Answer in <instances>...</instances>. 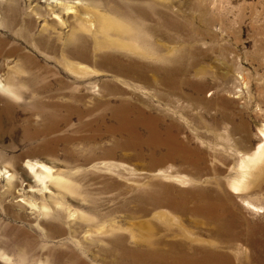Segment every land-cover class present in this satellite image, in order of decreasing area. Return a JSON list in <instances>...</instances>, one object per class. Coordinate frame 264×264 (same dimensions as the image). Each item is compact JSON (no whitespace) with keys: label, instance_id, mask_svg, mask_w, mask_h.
<instances>
[{"label":"rangeland","instance_id":"374dc122","mask_svg":"<svg viewBox=\"0 0 264 264\" xmlns=\"http://www.w3.org/2000/svg\"><path fill=\"white\" fill-rule=\"evenodd\" d=\"M158 16L179 58L138 37ZM0 79V264H142L143 236L264 264V155L231 187L264 144V0H0Z\"/></svg>","mask_w":264,"mask_h":264},{"label":"bare ground","instance_id":"6f19581e","mask_svg":"<svg viewBox=\"0 0 264 264\" xmlns=\"http://www.w3.org/2000/svg\"><path fill=\"white\" fill-rule=\"evenodd\" d=\"M61 5L63 8H65V12L67 14L69 13H76V16L78 19L81 20V22L86 23V25H89L90 27H94L96 25V19L98 18V15L91 12H84L81 11L80 8H78L76 5H69L68 3H61L58 4ZM57 6V5H56ZM155 13L159 15L160 11H156ZM143 17L150 18V15L146 12L142 11ZM53 18L61 20V16L58 13H54ZM162 20L161 17L158 16L156 19V22L154 24H148L145 21L142 23H139L136 27V33L138 34V37L143 38L144 40H148L149 44L152 45V55H154L157 59L161 58H179L178 49L172 47L168 51L169 53H164L163 55L160 54V51H162L161 43L159 42V35L162 34ZM171 26L175 27L174 23L170 24ZM106 45V44H105ZM108 48H114L116 49L118 45H113L112 43H108L106 45ZM120 47L128 48V49H134L133 54H142L146 53V51H142L140 48H130V46L126 45H120ZM168 47V46H167ZM144 50V49H143ZM72 52V51H71ZM87 58V57H86ZM111 58H114L112 56ZM115 60L124 66H126L123 62V58L117 57ZM116 62V63H117ZM134 62L131 61V64ZM122 67V66H121ZM142 67L139 66L138 69L140 70ZM128 70L127 68L124 69L126 72ZM119 72L122 73V71L119 69ZM0 85L2 87H5L6 89L9 88L7 86V83H3L0 79ZM263 132V131H262ZM264 155V144L262 143L257 151L248 157H245V159L241 163V172L239 175H237L232 181H231V187L235 193H242L245 187L248 185L249 180V171L251 170L252 165H254L256 162H258ZM29 166L33 172L40 178L41 182L45 184L42 189H49L50 184L52 182L57 183L62 188L72 189V184L70 182L71 176L67 173L60 172L54 168L52 165H48L44 162H29ZM61 193V192H58ZM45 194V193H43ZM24 199L31 204L35 203L33 200H31L28 196L24 197ZM62 203L60 200L58 201ZM47 210L46 206H42V211ZM51 212V211H50ZM49 212V213H50ZM221 215V214H220ZM222 217V216H221ZM220 217V218H221ZM142 240L148 244L147 247H139L137 248L134 253H136V256L141 258L144 263L142 264H235L232 256L227 253L220 251L216 245H211L209 247L203 246V247H193L191 245H185L184 243L182 245L176 244V242L166 243L165 245H153L151 243L150 238L142 237ZM143 242V243H144ZM1 256L6 257L8 255V252L5 249H0ZM49 257V256H48ZM48 257L44 264H48ZM59 257H57L54 261L57 263ZM78 257L75 255H70L69 262L65 258L60 260L61 264H84L83 261H79ZM50 262V261H49ZM59 263V262H58ZM43 264V263H42Z\"/></svg>","mask_w":264,"mask_h":264}]
</instances>
